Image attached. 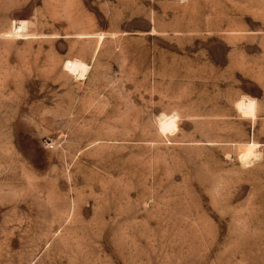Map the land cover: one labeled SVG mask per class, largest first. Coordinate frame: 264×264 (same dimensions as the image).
<instances>
[{"label": "rangeland", "instance_id": "1", "mask_svg": "<svg viewBox=\"0 0 264 264\" xmlns=\"http://www.w3.org/2000/svg\"><path fill=\"white\" fill-rule=\"evenodd\" d=\"M0 264H264V0H0Z\"/></svg>", "mask_w": 264, "mask_h": 264}, {"label": "bare ground", "instance_id": "2", "mask_svg": "<svg viewBox=\"0 0 264 264\" xmlns=\"http://www.w3.org/2000/svg\"><path fill=\"white\" fill-rule=\"evenodd\" d=\"M27 26L28 25L26 22L14 21L12 23V32H10V33L20 35L21 33L26 32ZM6 36H8V35H6ZM9 36H11V35H9ZM87 68H88V66L85 65L84 63H82L80 61H74L68 70H69V73L72 74V76H75L77 78H82L86 74ZM236 109L239 113L247 114L250 117L254 118L256 115V102L252 98H249L247 96H243L240 99V101L236 103ZM159 118H161V117H159ZM177 119H178V117H177ZM159 120H160L159 127L163 133L171 132L177 127L176 115H174V114L172 116H168V115L164 116L163 118L158 119V122H159ZM255 156H256V144L252 143V144H248L245 147V149L242 152L241 158L244 160H250Z\"/></svg>", "mask_w": 264, "mask_h": 264}, {"label": "built area", "instance_id": "3", "mask_svg": "<svg viewBox=\"0 0 264 264\" xmlns=\"http://www.w3.org/2000/svg\"><path fill=\"white\" fill-rule=\"evenodd\" d=\"M45 149L47 150H51L53 149V143L51 142H46L45 145H44Z\"/></svg>", "mask_w": 264, "mask_h": 264}]
</instances>
